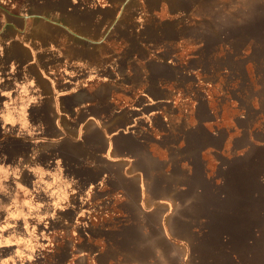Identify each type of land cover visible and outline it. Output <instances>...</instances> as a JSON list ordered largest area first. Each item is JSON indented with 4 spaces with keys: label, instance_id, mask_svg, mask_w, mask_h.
Masks as SVG:
<instances>
[{
    "label": "crops",
    "instance_id": "1",
    "mask_svg": "<svg viewBox=\"0 0 264 264\" xmlns=\"http://www.w3.org/2000/svg\"><path fill=\"white\" fill-rule=\"evenodd\" d=\"M167 1L0 0V220L15 223L9 235L49 220L69 230L75 263L112 264L126 221L143 229L171 218L172 179L140 127L132 133L141 105L113 100L129 77L122 44L145 36L149 20L172 10Z\"/></svg>",
    "mask_w": 264,
    "mask_h": 264
},
{
    "label": "rangeland",
    "instance_id": "2",
    "mask_svg": "<svg viewBox=\"0 0 264 264\" xmlns=\"http://www.w3.org/2000/svg\"><path fill=\"white\" fill-rule=\"evenodd\" d=\"M171 1V11L148 23L156 25V35L171 30L172 39L158 36L161 42L152 40L149 53L221 56L218 79L199 84L215 116L220 111L213 128L220 129L219 146L210 135L189 157L180 152L182 142L176 154L152 146L175 186L171 218L154 220L152 227L143 221V229L126 221L109 258L112 264H264V0ZM193 99L185 101L181 93L174 98L175 138L183 121L195 125ZM203 200L211 204H192ZM31 224L30 236L13 237L7 233L13 220H0L1 264H86L74 262L81 254L70 258L66 252L68 229L58 231L49 220ZM7 245H16V252L3 251Z\"/></svg>",
    "mask_w": 264,
    "mask_h": 264
},
{
    "label": "flooded vegetation",
    "instance_id": "3",
    "mask_svg": "<svg viewBox=\"0 0 264 264\" xmlns=\"http://www.w3.org/2000/svg\"><path fill=\"white\" fill-rule=\"evenodd\" d=\"M154 25L147 23V26L140 29L142 34L147 33L145 36L141 38L135 36L132 43L130 41L122 44L121 50L126 55H118L121 60V71L125 72V75L129 74V77L132 74L135 75L136 80L134 78L131 81L129 77L127 79L119 77L124 81L117 85V90L113 93V100L117 99L119 103L141 105L138 112L141 117L139 123H142L135 125L132 133L135 134L137 128L140 127L143 131L141 134L142 145L149 153L153 154L155 159L157 156L152 146L167 147L170 154H176L177 147L182 142L184 146L180 152L185 157L201 152L209 135L214 140L216 139V146H219L220 129L213 128L216 123L215 119L219 121L220 111L218 110L215 116L214 111L211 110L214 105L204 98L205 92L201 86H204L205 78H212L214 81L218 79L219 71L224 65L221 56L196 55L189 58L180 55H151L149 47H151L152 40L154 43L161 42L158 36L164 40L172 39V31L165 32V26L161 35H156L152 30V27H156ZM140 30L138 29V31ZM114 56L116 55H109L111 59H115ZM228 60L230 62L226 63L227 66L231 67L235 64L234 58ZM132 62L134 63L133 68L130 67ZM125 81L130 84L127 85L124 83ZM178 93L184 96L185 101L189 100V96L196 98L193 99L195 110L192 115L195 125L189 127V124L183 121L185 123H180V127L177 129L179 136L175 138L174 122L171 121V118H173L176 109L174 98L178 96ZM219 98L220 95L216 96L218 104ZM184 103L186 106V102ZM209 121H211L210 125L213 131L209 129L210 127L208 128Z\"/></svg>",
    "mask_w": 264,
    "mask_h": 264
},
{
    "label": "snow or ice",
    "instance_id": "4",
    "mask_svg": "<svg viewBox=\"0 0 264 264\" xmlns=\"http://www.w3.org/2000/svg\"><path fill=\"white\" fill-rule=\"evenodd\" d=\"M0 246H2V245H0Z\"/></svg>",
    "mask_w": 264,
    "mask_h": 264
},
{
    "label": "water",
    "instance_id": "5",
    "mask_svg": "<svg viewBox=\"0 0 264 264\" xmlns=\"http://www.w3.org/2000/svg\"><path fill=\"white\" fill-rule=\"evenodd\" d=\"M3 142V141H2Z\"/></svg>",
    "mask_w": 264,
    "mask_h": 264
}]
</instances>
